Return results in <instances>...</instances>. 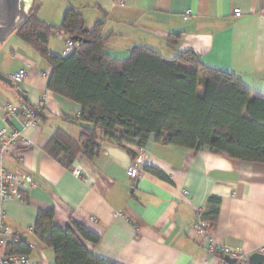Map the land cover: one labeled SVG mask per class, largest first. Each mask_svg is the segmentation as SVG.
I'll use <instances>...</instances> for the list:
<instances>
[{
    "label": "crops",
    "instance_id": "1",
    "mask_svg": "<svg viewBox=\"0 0 264 264\" xmlns=\"http://www.w3.org/2000/svg\"><path fill=\"white\" fill-rule=\"evenodd\" d=\"M37 5L39 19L47 24L61 25L72 7L82 12L88 29L103 22L112 57L127 58L139 45L166 57L188 50L264 94V0H38ZM187 10L192 15L185 19ZM174 34L180 37L172 45ZM10 38V45L0 41V71L9 75L26 70V81L17 85L27 101L0 81V107L45 98L37 126L27 131L34 146L20 145L22 157L3 158L8 170L28 173L35 181L24 202L6 205V223L31 246L34 262H55L54 249L34 233L38 215L54 210L56 226L76 230L80 224L99 235L97 244L82 241L115 264H223L225 256L211 253L195 226L198 209L208 210L211 196L221 199L218 225L210 232L217 244L243 250L249 258L264 247V163L166 145L154 137L144 147V168L149 169L136 179L127 174L133 153L139 151L133 144L104 140L97 157L80 155L70 167L49 156L44 147L59 127L79 138L80 128L64 118L78 117L81 106L49 90L53 67L36 48L16 32ZM67 39L64 31H53L48 49L66 56ZM4 119L0 109V129ZM77 169L86 179L75 175Z\"/></svg>",
    "mask_w": 264,
    "mask_h": 264
},
{
    "label": "trees",
    "instance_id": "2",
    "mask_svg": "<svg viewBox=\"0 0 264 264\" xmlns=\"http://www.w3.org/2000/svg\"><path fill=\"white\" fill-rule=\"evenodd\" d=\"M37 1L15 32L52 65L49 90L81 106L78 117L64 118L80 128L79 138L59 127L44 147L49 156L70 167L80 155L97 157L104 140L144 149L154 137L166 145L264 163V94L188 50L166 57L139 45L127 58L112 57L106 51L103 22L88 29L82 12L72 7L61 25L47 24L38 17ZM57 30L83 42L76 41L71 54L59 56L47 46ZM179 37L174 34L170 44L175 45ZM136 157L133 153V160ZM208 202L203 219L211 232L218 225L221 199L211 196ZM54 219V210L42 212L34 226L42 243L54 249V264H115L94 254L82 241L97 244L99 235L80 224H75L76 230L60 228ZM6 251L30 256L32 248L20 240L10 241Z\"/></svg>",
    "mask_w": 264,
    "mask_h": 264
},
{
    "label": "built area",
    "instance_id": "3",
    "mask_svg": "<svg viewBox=\"0 0 264 264\" xmlns=\"http://www.w3.org/2000/svg\"><path fill=\"white\" fill-rule=\"evenodd\" d=\"M237 15H241L240 9H235ZM192 13L187 10L185 19L191 17ZM78 46V43L68 38L66 41L65 54H71ZM16 84L26 81L27 72L21 69L8 75ZM45 98L37 104H29L26 102H4L0 107L4 114V125L0 129V264H42L34 262L28 255L8 254L7 244L10 241H19V237L15 231L6 223V205L11 201L24 202L26 193L29 189L35 186L34 178L25 172L15 173L8 170L3 163V158L8 154H13L22 157L18 153V148L21 146L32 148L34 142L27 136V131L36 127L41 115L44 112ZM145 150L139 149L137 157L129 167L127 174L130 178L136 179L145 170L144 168ZM75 175L86 179L81 170L74 171ZM185 197H189L188 190H183ZM206 222L203 219V210L198 209L196 229L198 230L204 245L214 255L226 256L229 255L237 259V263L251 264L248 254L243 250L232 249L227 246L217 244L215 238L205 228ZM257 253L264 254V247L256 251ZM255 252V253H256ZM223 264H229L224 259Z\"/></svg>",
    "mask_w": 264,
    "mask_h": 264
},
{
    "label": "water",
    "instance_id": "4",
    "mask_svg": "<svg viewBox=\"0 0 264 264\" xmlns=\"http://www.w3.org/2000/svg\"><path fill=\"white\" fill-rule=\"evenodd\" d=\"M35 0H0V41H6L28 18ZM77 42H83L80 37H73ZM0 81L16 90V93L24 100L27 95L21 88L6 74L0 71ZM229 264L237 263V259L229 255L225 256ZM249 261L251 264H264V254L253 253Z\"/></svg>",
    "mask_w": 264,
    "mask_h": 264
},
{
    "label": "rangeland",
    "instance_id": "5",
    "mask_svg": "<svg viewBox=\"0 0 264 264\" xmlns=\"http://www.w3.org/2000/svg\"><path fill=\"white\" fill-rule=\"evenodd\" d=\"M14 37V36H13ZM11 39H14V38H10L9 40H6L5 42H2V43H7V44H9L10 45V43H11ZM8 41V42H7Z\"/></svg>",
    "mask_w": 264,
    "mask_h": 264
}]
</instances>
